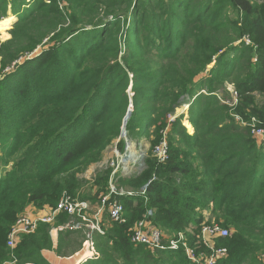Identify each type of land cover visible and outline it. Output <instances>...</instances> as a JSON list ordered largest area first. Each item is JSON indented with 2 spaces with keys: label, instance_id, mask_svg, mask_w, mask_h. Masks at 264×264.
I'll use <instances>...</instances> for the list:
<instances>
[{
  "label": "trees",
  "instance_id": "1",
  "mask_svg": "<svg viewBox=\"0 0 264 264\" xmlns=\"http://www.w3.org/2000/svg\"><path fill=\"white\" fill-rule=\"evenodd\" d=\"M9 1L0 0V20L7 17ZM68 2L65 13L58 0H30L28 7H22L26 0H15L13 38L1 45L0 264H51L43 256L53 250L50 224H40L15 248L8 247L18 214L30 204L55 206L64 192L89 198L87 181L78 173L122 135L124 119L133 138L137 132L150 138L145 131L155 126L154 145L168 126L167 115L185 103L194 134L176 119L168 137L169 159L159 164L149 155L145 171L119 179L133 190L148 184V200L121 198L127 223L96 234L99 257L84 264H190L183 248L153 251L130 241L129 227L149 209L156 225L183 233L205 253L197 239L201 225L230 227V236L217 241L228 250L217 264H264L259 259L264 253V143L233 116L264 123V4ZM227 7L237 17H226ZM101 10L106 16H99ZM38 47L41 52L28 59ZM230 85L238 94L233 107L218 95ZM130 86L134 107L128 113ZM118 144L123 150L124 141ZM108 176L99 178L103 189ZM66 219L62 215L57 223ZM81 242L60 230L55 252L71 256Z\"/></svg>",
  "mask_w": 264,
  "mask_h": 264
},
{
  "label": "built area",
  "instance_id": "2",
  "mask_svg": "<svg viewBox=\"0 0 264 264\" xmlns=\"http://www.w3.org/2000/svg\"><path fill=\"white\" fill-rule=\"evenodd\" d=\"M58 3L61 6V0H58ZM244 40L247 44L250 43L249 38L245 37ZM231 91L233 100L229 102L230 100L221 99V101L234 105L237 103L238 94L233 90ZM233 116L240 125L249 129L250 135L259 144L264 143V123H260L256 117L245 120L238 114H233ZM124 150L126 153V147ZM135 152L136 155H132L131 159L127 161H124L123 158L126 156L125 153L119 154L120 158L112 166L114 170L110 175L109 191L106 194H100L96 203H92L90 201L91 198L73 197L69 193L64 192L55 206H44L40 211H33L30 207L25 208L21 212L22 214L18 215L8 232V247L11 249L15 248L24 235L34 233L40 224L45 223L54 226L51 229L53 243L57 242L60 230L76 231L83 234L84 239L78 252L81 255L80 260L83 261L81 264L97 259L99 253L96 249L95 235H105L107 228L113 223H127L126 209L121 198L143 196L146 201L148 200V184L139 190H133L119 188L114 183L117 181L115 179L117 173L123 178L144 168V163L142 162L144 151L141 152L140 149L135 148ZM152 153L159 164L165 163L169 159V144L166 137L153 147ZM62 215H66L67 219L65 222L58 224L57 222ZM152 216L153 210L149 209L145 216L137 220L131 227L129 238L134 245H144L153 251L183 248L190 259V264H217L220 259L227 256V248L218 246L217 241L229 237L230 230L217 222H204L198 232V243L203 249L206 248L207 253H205L203 250H197L198 248L192 247L183 233L171 238L168 237L153 222Z\"/></svg>",
  "mask_w": 264,
  "mask_h": 264
},
{
  "label": "rangeland",
  "instance_id": "3",
  "mask_svg": "<svg viewBox=\"0 0 264 264\" xmlns=\"http://www.w3.org/2000/svg\"><path fill=\"white\" fill-rule=\"evenodd\" d=\"M29 1L30 0H26V4L25 5H22V7L23 6L28 7ZM34 1H37V0H34ZM38 1L40 3L41 1H47V0H38ZM195 1L198 2L199 0H195ZM252 1L255 2V3H257V4H264V0H252ZM219 3H220V0H217L216 5H218ZM60 4L62 6V7L60 6L61 10H63L65 13H67V11L70 10L68 0H61V3ZM14 5H15V0H10L9 1V4L7 6V16L14 15L15 16L14 21L11 24H8V26H6V27H4V28L1 27L0 28V50H1V45L3 43H5L8 40H10L11 38H13V30H14V28L16 26V21L18 19V14L15 11H13ZM22 7H21V9H22ZM0 9H2V7ZM224 13H225L224 15L226 17H232V18L237 17V12L234 11V10H232L231 7H227L225 9ZM99 16L100 17L106 16V11L101 10L100 13H99ZM41 49H42V47H40L33 55H31V56L29 55V57H27V58L29 59L32 56L38 55L41 52ZM125 50H126V46L123 45L122 46V49H121V52H120V55H122L125 52ZM26 59L23 58L21 61H19L17 63V65L24 63ZM0 61H1V56H0ZM212 65H210L209 67H212ZM2 68L3 67L0 65V70ZM8 70L9 69L7 68V71ZM2 77H3V75L1 76V78ZM232 88H233L232 85H230L229 89L227 88L228 89V92H226L225 94L222 93V92L218 93L219 98L220 99H223V100H230L229 102H231L233 100V95H232V91H231ZM128 90H129V95H130V102H129V107H128V109L130 108L129 109L130 112L128 111V113H131L132 108L134 107L133 106V99H132L134 93L131 90V86L129 87ZM259 99H260V97H259ZM227 105H229L230 107H233L235 104L234 105L227 104ZM167 118H168V124H167L168 126L165 127V129H161L160 132H158V133H160V139H159L158 142H160L164 137H166V139L168 141V144H169V138L168 137H169V132L172 129V124L171 123L175 122L176 119H179L181 121V125L184 127V129H186V131H187L188 134H190V135L194 134V132H195V126H194V124L192 123V120H191V113H190V110H189V105H187L186 103L185 104H182L180 107H178L176 109V111L174 112V114L167 115ZM125 120L126 119L123 120V124H122V127H121V130L123 131L122 132V135H121V132H120V136L116 140H114L107 147V149L103 152L102 158L100 160H98L97 162H94V163L90 164L89 166H87L83 172L78 173V176L80 178L85 179L87 181V184H85V186H84V195H85V197L91 198L90 201L92 203H96L97 202L98 196L100 194H102V193L106 194L109 191L110 175L112 174V172L114 170V168L112 167L113 166V163H116L118 161V159L120 158L119 157V154L125 153V150H124L125 147H126V153L125 154L127 155V157L126 156L123 157L124 158V161H127V160L131 159L132 155H136L135 148L140 149L141 152L144 151V157L142 159V162L144 163V168L141 169V170H137V171L133 172L130 175V177L131 176H135V175H139L140 173H142L143 171H145L147 169V158L149 157V155H152L153 156L152 150H153V147L156 144H154V145L152 144V139H154L156 137V135H155L156 134L155 133L156 130L155 129H157V128H155V126H154V127H151L148 131H145V132L149 133L150 138H148V136L146 135V133L144 134L142 132H137L136 137L133 138L128 133V130L126 128L127 124H126ZM171 134L172 135H175L173 132ZM121 139L124 141V149L123 150H121V148L119 147V144H118V142ZM133 142H134V145H133ZM140 146H141V148H140ZM169 148H170V145H169ZM9 164H13V161L9 162ZM105 173H109V176H108V180L106 181V186L103 189V186L102 185H103V182H105V181L104 180H100L99 178H100V176L102 174H105ZM120 178H122V177L120 176L119 173H117L116 176H115V179L117 180V181L114 182L115 185L117 187H119V188L130 189L128 186H124V185H122L121 182H119V179ZM96 180L98 181L97 184H96ZM45 206L50 207L49 205H45ZM27 207H30L31 210H33V211H40V210H42L41 207H38V206L33 205V204H30ZM105 218H106V215H105ZM134 223L129 227L128 232H130V229L134 225ZM157 226L160 227L159 225H157ZM223 227L228 228L230 230V234H231V231L232 230H231L230 227H226V226H223ZM161 229L170 238L171 237H174L176 235L175 234L176 232L175 233L174 232L171 233L170 231L168 232V231H166L163 228H161ZM81 234L79 232L78 235L75 236V238L77 240H79V241H81L82 240V237H83V234L82 235ZM83 239H84V237H83ZM96 249H97V247H96ZM97 251L99 252L98 249H97ZM203 252H204V250H203ZM68 257L69 256H62L63 259H66ZM259 259H261L262 261H264V253L260 254Z\"/></svg>",
  "mask_w": 264,
  "mask_h": 264
},
{
  "label": "crops",
  "instance_id": "4",
  "mask_svg": "<svg viewBox=\"0 0 264 264\" xmlns=\"http://www.w3.org/2000/svg\"><path fill=\"white\" fill-rule=\"evenodd\" d=\"M66 233H70L72 234L73 236H76L78 235L79 232H72V231H68L66 230L65 231ZM81 234V233H80ZM82 235V234H81ZM83 242V237H82V240ZM82 242H81V245H82ZM58 243H59V232H58V236H57V242L56 243H53V250H44L43 251V256L51 263V264H81L83 263L82 260H80L81 258V255L78 254L79 252V249L81 248V246L79 247V249L74 253L72 254L71 256H69L68 258L66 259H63L62 256L60 257V255H58L55 250L57 249L58 247ZM77 253V254H76ZM65 260V261H64ZM67 261V262H66ZM65 262V263H64Z\"/></svg>",
  "mask_w": 264,
  "mask_h": 264
},
{
  "label": "bare ground",
  "instance_id": "5",
  "mask_svg": "<svg viewBox=\"0 0 264 264\" xmlns=\"http://www.w3.org/2000/svg\"><path fill=\"white\" fill-rule=\"evenodd\" d=\"M14 18H15L14 15H9L6 18L0 20V28L1 27L4 28V27L8 26V24H11L14 21ZM126 157H127V155H126Z\"/></svg>",
  "mask_w": 264,
  "mask_h": 264
},
{
  "label": "water",
  "instance_id": "6",
  "mask_svg": "<svg viewBox=\"0 0 264 264\" xmlns=\"http://www.w3.org/2000/svg\"><path fill=\"white\" fill-rule=\"evenodd\" d=\"M31 55H32V54H31ZM31 55H30V56H31Z\"/></svg>",
  "mask_w": 264,
  "mask_h": 264
}]
</instances>
